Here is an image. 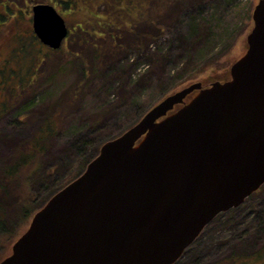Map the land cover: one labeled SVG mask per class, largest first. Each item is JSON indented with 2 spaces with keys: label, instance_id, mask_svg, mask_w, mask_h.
I'll return each instance as SVG.
<instances>
[{
  "label": "water",
  "instance_id": "95a60500",
  "mask_svg": "<svg viewBox=\"0 0 264 264\" xmlns=\"http://www.w3.org/2000/svg\"><path fill=\"white\" fill-rule=\"evenodd\" d=\"M32 14L37 39L60 50L70 33L65 19L51 5H36ZM253 22L229 81L192 85L105 143L83 174L34 215L0 264H176L220 215L258 193L264 0Z\"/></svg>",
  "mask_w": 264,
  "mask_h": 264
},
{
  "label": "rangeland",
  "instance_id": "374dc122",
  "mask_svg": "<svg viewBox=\"0 0 264 264\" xmlns=\"http://www.w3.org/2000/svg\"><path fill=\"white\" fill-rule=\"evenodd\" d=\"M1 1L3 16L6 2L13 7L6 19L0 18V164L27 151L38 136L46 139V151L23 172L21 185L15 186L13 195H21L22 202L32 192L29 181L46 178L49 183L51 176L69 179L77 174L69 173L76 165L75 146L97 137L96 147L100 139L121 135L163 100L192 85L209 88L229 81L231 67L248 50L260 0L188 4L165 21L162 35L143 51L125 50L109 58L73 101L70 96L81 83L76 55L92 63L91 51L81 46L75 27L88 21L91 13L68 12L51 0L26 6L22 0ZM36 5L55 7L74 34L60 50L48 49L35 36L32 9ZM93 29L86 25L83 32L97 37ZM50 121L52 130L46 126ZM42 193L33 211L43 204ZM31 221L19 222L10 235L0 237V263L12 254ZM231 258V264H264V188L239 209L220 215L176 264H230Z\"/></svg>",
  "mask_w": 264,
  "mask_h": 264
},
{
  "label": "trees",
  "instance_id": "16d2710c",
  "mask_svg": "<svg viewBox=\"0 0 264 264\" xmlns=\"http://www.w3.org/2000/svg\"><path fill=\"white\" fill-rule=\"evenodd\" d=\"M3 1L5 0H2L1 2ZM33 1L35 0H22V3L24 2L26 6ZM51 1L68 12H82L83 10H86L91 13L88 21L78 22L75 27L76 32L74 34L80 38L81 46H84L91 51V54H88L91 55L90 58L92 63L89 58L85 59L83 56L76 55L77 61L79 62L81 83L77 90L72 93L73 95L70 96L71 101H73L76 100L77 95L80 94V90L87 80L95 75L109 58H114L125 50L143 51L149 46V43L156 41V39L160 37V34L162 35V32L164 31L163 27L166 24L165 21L169 20L174 12L177 14L179 11L183 9L185 10L188 4H194L201 0ZM11 7H13L12 4L7 2L4 4V8L6 9L4 16L10 15L9 12ZM0 15L1 20H4L5 17L3 14ZM86 25L92 26V28H94L92 31L96 32L98 36L96 37L84 33L83 31ZM73 35L70 34V36ZM127 38L130 39L128 43L125 41ZM87 61L92 65H89ZM54 120L55 126H57L58 121L56 119ZM51 122L52 121L46 126L52 130V124L50 125ZM55 126L54 128H56ZM93 130L99 129L97 127ZM119 136L107 141L100 139L96 147L93 144L94 141L98 142L99 140L96 136L94 141H87L84 142L82 146H75L73 158L75 157L74 160L76 165L73 166L72 164L69 173L72 172L73 174L77 172V174L69 179H65V177H63L64 175L61 176L62 178L51 176L49 183H46V178L42 180L34 179L35 182L33 183L29 181V187L32 188V192H27L28 197L27 199L22 200V202L20 201L21 195L16 197L13 195L16 189L15 186L21 185V176L23 175V172L33 166L40 155L46 151V147L44 146V141H46V139L42 135L38 136L35 139V142L28 146L29 149L27 151L22 150L15 155L11 161H6L0 164V237H4V235L7 234L10 235L12 231L17 228L19 222H23V224L28 223V221L34 217V214L38 213L54 195L83 174L87 166L98 156L101 147L105 143L114 140ZM73 158L70 160L72 161ZM70 165L71 164H69V166ZM42 191H45L44 194L46 195L43 204L33 211L32 208L35 205L37 198L43 196ZM229 260L231 264V261L234 259L231 258Z\"/></svg>",
  "mask_w": 264,
  "mask_h": 264
},
{
  "label": "flooded vegetation",
  "instance_id": "af4514ba",
  "mask_svg": "<svg viewBox=\"0 0 264 264\" xmlns=\"http://www.w3.org/2000/svg\"><path fill=\"white\" fill-rule=\"evenodd\" d=\"M203 89H206L205 87H203ZM197 94V93H196Z\"/></svg>",
  "mask_w": 264,
  "mask_h": 264
}]
</instances>
